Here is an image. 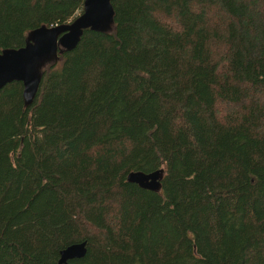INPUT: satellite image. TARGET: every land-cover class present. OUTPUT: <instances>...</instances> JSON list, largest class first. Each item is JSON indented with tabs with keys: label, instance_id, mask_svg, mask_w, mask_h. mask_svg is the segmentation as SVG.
Segmentation results:
<instances>
[{
	"label": "trees",
	"instance_id": "obj_1",
	"mask_svg": "<svg viewBox=\"0 0 264 264\" xmlns=\"http://www.w3.org/2000/svg\"><path fill=\"white\" fill-rule=\"evenodd\" d=\"M82 1L0 0V49ZM138 1L119 69L113 30L84 29L29 105L0 89L4 264L79 240L66 264H264V0ZM159 168L158 191L126 181Z\"/></svg>",
	"mask_w": 264,
	"mask_h": 264
},
{
	"label": "water",
	"instance_id": "obj_2",
	"mask_svg": "<svg viewBox=\"0 0 264 264\" xmlns=\"http://www.w3.org/2000/svg\"><path fill=\"white\" fill-rule=\"evenodd\" d=\"M112 1L83 0L81 12L70 22L36 26L25 34L22 45L0 49V89L12 81L20 82L23 104L29 105L39 88L41 67L57 60L58 49L72 51L84 29L110 31ZM161 176L162 169L159 168L146 172L130 170L125 178L139 188L158 191ZM85 251V241L71 242L58 251L57 264L80 259Z\"/></svg>",
	"mask_w": 264,
	"mask_h": 264
},
{
	"label": "rangeland",
	"instance_id": "obj_3",
	"mask_svg": "<svg viewBox=\"0 0 264 264\" xmlns=\"http://www.w3.org/2000/svg\"><path fill=\"white\" fill-rule=\"evenodd\" d=\"M130 1L131 0H126L125 6L120 11L115 12L116 14L114 13V10H113L112 20L110 24L111 26L110 31L113 30L114 32V34L111 36L112 38H111L110 50H115L118 52L116 62L113 63V65L116 66V68L118 69L122 66V60L125 54L128 53L127 47L131 45L134 40L132 22L130 20H125L123 18V16L125 15L124 11L127 8ZM134 6H136L137 8L143 7V5L140 4L138 0H134V3L131 5V8H133ZM81 9H82V4L80 6L74 5L67 13H64L60 16L58 14H55L54 16H45L42 20L32 19L31 21H28L25 23L28 26V27H25V29L28 32L30 29H33L34 27L39 26V25L48 26V25H54L58 23H68L71 20H73L81 12ZM93 85L94 84L88 87L85 93L86 95H88V92L92 89V87L94 88ZM132 110L138 111L134 107L132 108ZM35 239L36 237L32 239V241H34ZM4 263H5V260L3 256H0V264H4Z\"/></svg>",
	"mask_w": 264,
	"mask_h": 264
},
{
	"label": "flooded vegetation",
	"instance_id": "obj_4",
	"mask_svg": "<svg viewBox=\"0 0 264 264\" xmlns=\"http://www.w3.org/2000/svg\"><path fill=\"white\" fill-rule=\"evenodd\" d=\"M26 33H27V32H26ZM26 33H25V34H26ZM23 42H24V37H23V41H22V43H21L20 45H22V44H23ZM20 45H18V46H20ZM18 46H16V47H18Z\"/></svg>",
	"mask_w": 264,
	"mask_h": 264
}]
</instances>
